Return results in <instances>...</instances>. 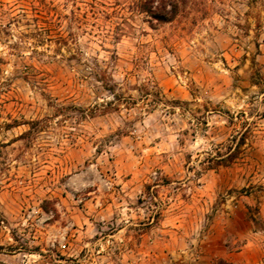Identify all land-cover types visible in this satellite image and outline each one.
<instances>
[{
	"label": "rangeland",
	"instance_id": "374dc122",
	"mask_svg": "<svg viewBox=\"0 0 264 264\" xmlns=\"http://www.w3.org/2000/svg\"><path fill=\"white\" fill-rule=\"evenodd\" d=\"M144 1L0 0V264H264V0Z\"/></svg>",
	"mask_w": 264,
	"mask_h": 264
},
{
	"label": "trees",
	"instance_id": "16d2710c",
	"mask_svg": "<svg viewBox=\"0 0 264 264\" xmlns=\"http://www.w3.org/2000/svg\"><path fill=\"white\" fill-rule=\"evenodd\" d=\"M179 4L180 0H145L142 9L157 21H170L177 13ZM216 264L235 263L225 258H219Z\"/></svg>",
	"mask_w": 264,
	"mask_h": 264
}]
</instances>
